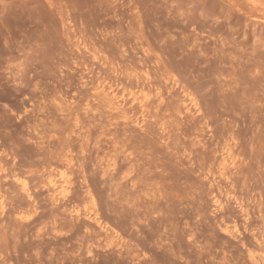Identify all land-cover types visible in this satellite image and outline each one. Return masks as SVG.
<instances>
[{
    "label": "rangeland",
    "instance_id": "374dc122",
    "mask_svg": "<svg viewBox=\"0 0 264 264\" xmlns=\"http://www.w3.org/2000/svg\"><path fill=\"white\" fill-rule=\"evenodd\" d=\"M0 264H264V0H0Z\"/></svg>",
    "mask_w": 264,
    "mask_h": 264
},
{
    "label": "bare ground",
    "instance_id": "6f19581e",
    "mask_svg": "<svg viewBox=\"0 0 264 264\" xmlns=\"http://www.w3.org/2000/svg\"><path fill=\"white\" fill-rule=\"evenodd\" d=\"M231 162H232V161H231ZM224 166H225V165H224ZM50 182H51L52 185H54V186L56 185V183L54 182V180H50ZM68 183H69L68 180H67L66 178H64L63 181H62V183H61L60 185H59V184L57 185V188H56V189H57L56 191H57V193H58L57 196L60 195V196L62 197L63 195H65V193H66L67 190L69 189V187H68ZM69 184H70V183H69ZM23 186L25 187V185H23Z\"/></svg>",
    "mask_w": 264,
    "mask_h": 264
}]
</instances>
